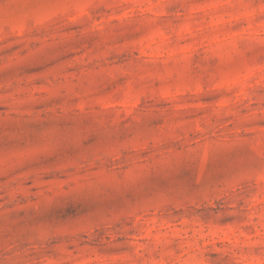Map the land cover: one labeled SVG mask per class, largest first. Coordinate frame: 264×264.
Masks as SVG:
<instances>
[{
  "label": "rangeland",
  "instance_id": "1",
  "mask_svg": "<svg viewBox=\"0 0 264 264\" xmlns=\"http://www.w3.org/2000/svg\"><path fill=\"white\" fill-rule=\"evenodd\" d=\"M0 264H264V0H0Z\"/></svg>",
  "mask_w": 264,
  "mask_h": 264
}]
</instances>
